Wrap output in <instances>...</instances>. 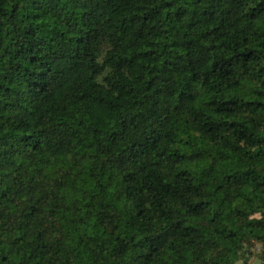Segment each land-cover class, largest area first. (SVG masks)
I'll return each mask as SVG.
<instances>
[{
  "label": "trees",
  "instance_id": "obj_1",
  "mask_svg": "<svg viewBox=\"0 0 264 264\" xmlns=\"http://www.w3.org/2000/svg\"><path fill=\"white\" fill-rule=\"evenodd\" d=\"M264 264V0H0V264Z\"/></svg>",
  "mask_w": 264,
  "mask_h": 264
},
{
  "label": "rangeland",
  "instance_id": "obj_2",
  "mask_svg": "<svg viewBox=\"0 0 264 264\" xmlns=\"http://www.w3.org/2000/svg\"><path fill=\"white\" fill-rule=\"evenodd\" d=\"M237 264H242V262L239 261ZM248 264H261V262L255 256H252L249 259Z\"/></svg>",
  "mask_w": 264,
  "mask_h": 264
}]
</instances>
